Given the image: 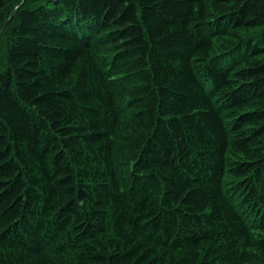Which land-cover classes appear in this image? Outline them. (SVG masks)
Masks as SVG:
<instances>
[{
    "label": "trees",
    "instance_id": "1",
    "mask_svg": "<svg viewBox=\"0 0 264 264\" xmlns=\"http://www.w3.org/2000/svg\"><path fill=\"white\" fill-rule=\"evenodd\" d=\"M28 2L0 0V264H264V0Z\"/></svg>",
    "mask_w": 264,
    "mask_h": 264
},
{
    "label": "rangeland",
    "instance_id": "2",
    "mask_svg": "<svg viewBox=\"0 0 264 264\" xmlns=\"http://www.w3.org/2000/svg\"><path fill=\"white\" fill-rule=\"evenodd\" d=\"M20 1V0H19ZM26 0H21V3L25 2ZM37 0H29V4H35ZM6 20L7 16L4 13L0 14V51H4L5 48V40H4V29L6 27Z\"/></svg>",
    "mask_w": 264,
    "mask_h": 264
},
{
    "label": "bare ground",
    "instance_id": "3",
    "mask_svg": "<svg viewBox=\"0 0 264 264\" xmlns=\"http://www.w3.org/2000/svg\"><path fill=\"white\" fill-rule=\"evenodd\" d=\"M10 23V22H9Z\"/></svg>",
    "mask_w": 264,
    "mask_h": 264
}]
</instances>
